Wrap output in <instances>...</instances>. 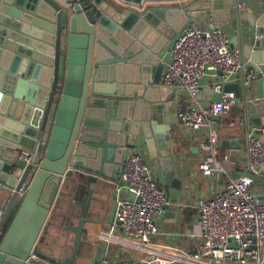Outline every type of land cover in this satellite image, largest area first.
<instances>
[{"label": "water", "instance_id": "95a60500", "mask_svg": "<svg viewBox=\"0 0 264 264\" xmlns=\"http://www.w3.org/2000/svg\"><path fill=\"white\" fill-rule=\"evenodd\" d=\"M148 1L144 11L110 0H0V183L14 190L0 205V264H32L33 256L78 264L95 189L122 185L126 148L139 138L162 158L167 177L176 174L168 150L176 115L172 88L161 84V48L190 22L205 31L213 17L224 28L238 0ZM240 20L250 28L244 58L259 74L245 109L264 142V10ZM226 90L242 96L239 83ZM81 186L89 196L72 202L83 207L76 244L60 260L41 240L59 192L72 197ZM169 209L165 216L176 217Z\"/></svg>", "mask_w": 264, "mask_h": 264}, {"label": "built area", "instance_id": "2783aa9c", "mask_svg": "<svg viewBox=\"0 0 264 264\" xmlns=\"http://www.w3.org/2000/svg\"><path fill=\"white\" fill-rule=\"evenodd\" d=\"M123 2L140 10L149 3L148 0L141 4ZM235 8L245 13L249 1L238 0ZM207 25L208 29L203 31L195 24H188L180 32L168 50L167 59L163 60L161 84L182 90L195 99L204 83L209 78L214 80V100L206 106L191 104L179 110L177 117L189 130L208 132L199 144L205 153L199 170L206 177L219 179L230 170L218 154L222 142L218 120L233 108L244 109L248 105L251 99L247 94L259 74L250 61L245 60L242 49L232 46L230 36L213 17L207 18ZM229 83H239L245 96L238 97L235 92L227 91ZM246 141V172L229 179L213 196H201L197 200L201 243L194 252L177 249L170 256L153 252V238L161 234L157 220L166 214L171 200L154 177L146 158L138 151L126 153L122 181L130 195L117 200L114 218L124 234L117 241L141 255L138 254V259L126 260L105 256L96 264H182L181 259L202 264H264V201L253 191L255 179L264 167V142L253 130H248ZM23 156L30 155L24 153ZM28 185H23L20 199L25 196ZM33 259L32 264H41L37 256Z\"/></svg>", "mask_w": 264, "mask_h": 264}, {"label": "crops", "instance_id": "0c3cea01", "mask_svg": "<svg viewBox=\"0 0 264 264\" xmlns=\"http://www.w3.org/2000/svg\"><path fill=\"white\" fill-rule=\"evenodd\" d=\"M115 2L119 7L124 5V0H110ZM165 3L162 6L169 5ZM249 8L245 13L234 10L233 18L226 23L223 29L226 30L231 40L238 38L239 47L248 41L249 24L246 21L240 20L242 15L246 13H260L264 10L262 0H248ZM148 8V7H147ZM145 11V9H144ZM241 13V14H240ZM189 24H194L190 22ZM217 24V23H216ZM180 32L161 48L160 61L167 59L168 50L173 42L179 36ZM254 38L249 41L253 44ZM164 71V65H163ZM153 75V74H151ZM163 76V73H162ZM214 80L209 78L197 98H190L185 92L179 89H172L169 95L171 104V113L175 114V122L171 125L170 140L175 143V147H169L168 150L173 156L175 175L166 176L162 158L157 155H152L148 149L145 140L141 137L137 140L134 147L128 146L126 153L130 151H138L147 160L151 166L152 173L159 185L165 190L171 200L170 212H174L176 217H166L165 215L158 218V224L161 234L153 238L154 253H163L165 255L176 253L177 249H182L187 252H194L197 246L201 243L200 230L197 224L198 209L196 208L197 200L201 196H213L219 189L224 188L229 179H236L246 172L248 166L247 156V133L248 130L255 131L261 138L262 130L251 124L247 108H233L231 112L218 120V127L221 131L222 142L218 147V154L230 172L223 175L219 179L206 177L201 174L199 164L205 153L201 150L199 144L206 137L208 132H194L185 128L179 121L177 114L179 110L186 108L191 104L199 103L201 105H209L214 100ZM241 87L242 96H245V91ZM257 86L255 85L247 96L250 99L256 97ZM229 142L230 146H224V142ZM165 144L170 141H165ZM160 149V148H159ZM125 157V155H124ZM123 157V159H124ZM123 162V161H122ZM122 181V177H121ZM96 193L91 202L88 221L84 225L82 233V246L78 264H96L102 257H109L112 260L138 259L141 252L133 250L131 247L124 246L118 240L124 237V234L115 221L114 212L117 207L118 198H125L130 195L124 182L118 186L116 182L111 181L106 184V188L96 187ZM12 189L0 183V205L6 206ZM253 191L261 196L264 201V171L256 177L253 185ZM89 194L81 186L74 194L73 198L61 194L57 196V200L61 199L60 204H55L53 207L52 217L49 219L47 234L42 237L43 251L55 258L64 259L70 251L75 247L78 234L73 229L79 226L78 216L83 212V207L73 204L74 202H86ZM72 198V200H70ZM18 203L11 211L13 218ZM75 215V217L70 216ZM73 218V219H72ZM182 264H196V261L181 259ZM198 262V261H197ZM41 264H52L49 261L40 260ZM200 263V262H199ZM202 264V263H200Z\"/></svg>", "mask_w": 264, "mask_h": 264}, {"label": "bare ground", "instance_id": "6f19581e", "mask_svg": "<svg viewBox=\"0 0 264 264\" xmlns=\"http://www.w3.org/2000/svg\"><path fill=\"white\" fill-rule=\"evenodd\" d=\"M196 264H200V263L196 261Z\"/></svg>", "mask_w": 264, "mask_h": 264}]
</instances>
